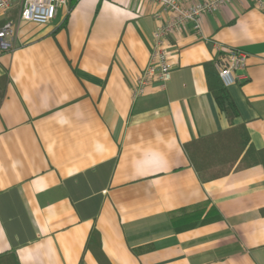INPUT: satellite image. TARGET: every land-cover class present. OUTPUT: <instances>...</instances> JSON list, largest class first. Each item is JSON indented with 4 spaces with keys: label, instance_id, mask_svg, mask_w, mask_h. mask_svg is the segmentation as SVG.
Returning a JSON list of instances; mask_svg holds the SVG:
<instances>
[{
    "label": "crops",
    "instance_id": "crops-1",
    "mask_svg": "<svg viewBox=\"0 0 264 264\" xmlns=\"http://www.w3.org/2000/svg\"><path fill=\"white\" fill-rule=\"evenodd\" d=\"M20 5L0 11V264H264V163L203 180L185 149L245 124L264 151V12L232 0L172 32L171 80L136 95L160 3L68 0L46 25ZM230 47L248 54L233 122L207 75Z\"/></svg>",
    "mask_w": 264,
    "mask_h": 264
},
{
    "label": "built area",
    "instance_id": "built-area-1",
    "mask_svg": "<svg viewBox=\"0 0 264 264\" xmlns=\"http://www.w3.org/2000/svg\"><path fill=\"white\" fill-rule=\"evenodd\" d=\"M160 3L169 14L168 20L154 32V45L149 62L138 79L135 94H142L152 79L159 80L163 85L172 78V61L165 47L169 34L179 31L189 23H194L198 32L201 31L198 18L206 13L216 11L221 5L232 0L197 1L187 6L182 0H151ZM68 0H20L19 21L33 22L41 25L49 24L57 15L58 7ZM254 6L264 12V0H252ZM13 0H0V11L6 13L12 8ZM15 33V22L8 20L0 25V50L12 46ZM246 51L230 47L218 63V73L226 87L235 84L240 76L238 72L247 65Z\"/></svg>",
    "mask_w": 264,
    "mask_h": 264
},
{
    "label": "trees",
    "instance_id": "trees-1",
    "mask_svg": "<svg viewBox=\"0 0 264 264\" xmlns=\"http://www.w3.org/2000/svg\"><path fill=\"white\" fill-rule=\"evenodd\" d=\"M78 1L69 0V9H73ZM207 75L210 88L219 106L233 122L238 115V109L216 71L214 62L207 64ZM5 85L6 83L0 82V104L4 96ZM185 149L203 180L212 179L216 174L222 173L223 167H231L234 164L242 167L259 162L264 163V151L253 146L245 124L196 138L186 143ZM204 209L203 207L200 210L188 211L185 214L188 217H196L203 213Z\"/></svg>",
    "mask_w": 264,
    "mask_h": 264
}]
</instances>
